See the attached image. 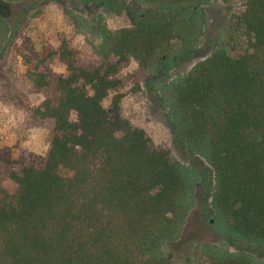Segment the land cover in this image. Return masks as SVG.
<instances>
[{
    "label": "trees",
    "instance_id": "16d2710c",
    "mask_svg": "<svg viewBox=\"0 0 264 264\" xmlns=\"http://www.w3.org/2000/svg\"><path fill=\"white\" fill-rule=\"evenodd\" d=\"M142 1L161 13L129 16L128 26L103 32L99 51L63 36L56 50L28 58L32 88L53 82L59 96L30 109L29 127L53 121L46 154L0 146V264L172 263L167 244L193 203L196 170L123 116L120 88L137 80L120 73L134 60L142 77L167 56L197 50L203 22L193 10L208 0ZM230 18L244 52L213 48L159 96L173 136L210 167L215 215L236 237L264 245V0H241ZM9 31L0 14V47ZM55 55L66 74L53 77ZM201 251L185 264H255L244 252Z\"/></svg>",
    "mask_w": 264,
    "mask_h": 264
},
{
    "label": "rangeland",
    "instance_id": "374dc122",
    "mask_svg": "<svg viewBox=\"0 0 264 264\" xmlns=\"http://www.w3.org/2000/svg\"><path fill=\"white\" fill-rule=\"evenodd\" d=\"M240 1L208 0L193 10L203 22L202 41L197 50L167 56L155 70L142 77L134 74L137 68L134 60L120 73L125 79L132 76L137 80L132 83L129 77L130 81L126 80L120 88L123 116L143 129L154 147L166 149L185 170H196L197 176L192 177L193 203L182 229L167 244L171 264L197 260L201 250L207 248L244 252L253 257L255 264H264V245L236 237L215 215L210 205L213 182L210 167L202 156L191 154L173 136L159 96L171 81L183 76L213 48L224 47L235 56L244 52V36L230 18ZM143 13L157 16L161 10L142 0H0V14L10 26L0 47V146L9 142L14 156L44 155L50 146L53 121L45 119L29 127L28 118L32 107L45 98L56 102L59 95L53 82L41 91L32 88L26 76L28 58L41 56L43 47L56 50L63 36L69 38L72 47L83 52L99 51L103 32L128 26L129 16L135 18ZM47 67L53 77L66 74L64 63L56 55L47 61ZM110 97L102 101L104 106Z\"/></svg>",
    "mask_w": 264,
    "mask_h": 264
}]
</instances>
